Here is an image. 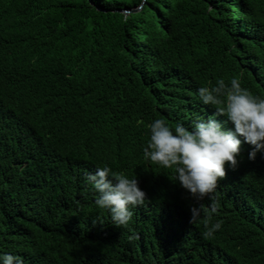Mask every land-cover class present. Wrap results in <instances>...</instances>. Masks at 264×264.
Here are the masks:
<instances>
[{
    "label": "trees",
    "instance_id": "1",
    "mask_svg": "<svg viewBox=\"0 0 264 264\" xmlns=\"http://www.w3.org/2000/svg\"><path fill=\"white\" fill-rule=\"evenodd\" d=\"M233 76L264 98V0H0V250L24 264H264V154L244 145L210 194L211 237L206 216L190 223L209 197L142 154L154 118L191 127L216 108L198 88ZM105 165L146 194L127 225L86 182Z\"/></svg>",
    "mask_w": 264,
    "mask_h": 264
},
{
    "label": "clouds",
    "instance_id": "2",
    "mask_svg": "<svg viewBox=\"0 0 264 264\" xmlns=\"http://www.w3.org/2000/svg\"><path fill=\"white\" fill-rule=\"evenodd\" d=\"M197 94L204 104L216 106L211 116L198 119L191 127L182 123L170 126L163 118H154L148 125L149 139L142 154L150 162L174 169L176 183L192 199L202 201L209 197L208 206H191L190 223L206 216L204 235L211 237L221 228L222 221L211 222L218 201L210 194L226 177L227 169H238L244 145L247 149L250 146V160H255L258 153L264 154V98L243 87L236 76L228 83L219 78L215 85L201 86ZM219 115L226 116L228 122L221 125L216 119ZM86 182L97 193L96 206L107 210L115 225H127L132 218L131 208L143 204L146 197L136 177L108 165L88 173ZM0 264H24V260L0 250Z\"/></svg>",
    "mask_w": 264,
    "mask_h": 264
},
{
    "label": "rangeland",
    "instance_id": "3",
    "mask_svg": "<svg viewBox=\"0 0 264 264\" xmlns=\"http://www.w3.org/2000/svg\"><path fill=\"white\" fill-rule=\"evenodd\" d=\"M126 10H123L122 13H125ZM128 11V10H127Z\"/></svg>",
    "mask_w": 264,
    "mask_h": 264
},
{
    "label": "water",
    "instance_id": "4",
    "mask_svg": "<svg viewBox=\"0 0 264 264\" xmlns=\"http://www.w3.org/2000/svg\"><path fill=\"white\" fill-rule=\"evenodd\" d=\"M134 11H135V10H134ZM134 11H133V12H134ZM126 12H127V13H129V12H130V10H128V11H126Z\"/></svg>",
    "mask_w": 264,
    "mask_h": 264
}]
</instances>
